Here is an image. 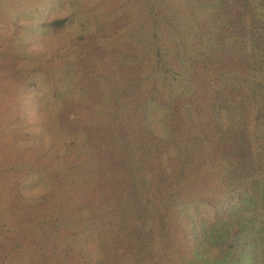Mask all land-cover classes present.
Returning <instances> with one entry per match:
<instances>
[{
  "label": "trees",
  "instance_id": "16d2710c",
  "mask_svg": "<svg viewBox=\"0 0 264 264\" xmlns=\"http://www.w3.org/2000/svg\"><path fill=\"white\" fill-rule=\"evenodd\" d=\"M60 1L0 33L27 264H264V0Z\"/></svg>",
  "mask_w": 264,
  "mask_h": 264
},
{
  "label": "rangeland",
  "instance_id": "374dc122",
  "mask_svg": "<svg viewBox=\"0 0 264 264\" xmlns=\"http://www.w3.org/2000/svg\"><path fill=\"white\" fill-rule=\"evenodd\" d=\"M41 0H0V33L6 32L14 14L19 10L18 7L25 8L31 2ZM70 0H67L69 3ZM88 5L94 8L97 12L102 13L104 10H111L112 7L127 6L132 3L135 5L140 0H85ZM61 3L63 0L60 1ZM138 8V5H137ZM58 6L55 8V13L60 14L63 9ZM64 12V11H63ZM62 12V13H63ZM16 87L8 79H0V264H27L29 250L25 249V242L29 240V233H25L18 227V215L15 214L14 204L16 198L14 189L12 188V179L16 178L17 172L11 165V161L16 159L22 162L23 170L20 173H27L30 164L35 170L40 167L51 168L59 165L64 161L63 158L55 154H43L38 149H17L15 143L10 139V142L4 140V136L9 132L10 126L8 121L17 113L16 104ZM85 116L97 118L98 114L84 113ZM84 158L80 151H72L66 157L67 160H76ZM62 190V189H61ZM58 190L56 194L55 206L58 204L69 205L71 208L75 204L71 200L75 192H70L63 195L62 191ZM70 201V203H69ZM72 201V202H71Z\"/></svg>",
  "mask_w": 264,
  "mask_h": 264
}]
</instances>
